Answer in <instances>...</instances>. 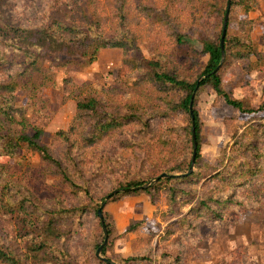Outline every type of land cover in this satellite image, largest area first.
<instances>
[{"label":"trees","instance_id":"16d2710c","mask_svg":"<svg viewBox=\"0 0 264 264\" xmlns=\"http://www.w3.org/2000/svg\"><path fill=\"white\" fill-rule=\"evenodd\" d=\"M49 1L51 10L60 14V18H49L48 13L44 15L48 11L46 8L40 12L38 20L15 22L0 7V157L15 158L27 146L46 162L53 175L61 177L70 195L79 201L66 205L65 198L58 197L52 201L40 199L20 181L12 179L0 164V212L6 214V209L11 208L24 228L20 231L18 225L19 229L11 240L6 234L0 236V264H75L78 260L67 249L66 242L79 233L87 211H95L100 218V209L108 231V243L102 249L105 257L97 256V259L104 264H111L110 261L134 264L136 260L144 259L138 254L120 257L119 260L107 256L116 232V222L105 208L108 203L127 195L146 193L155 202L162 192L167 193L169 212L176 219L164 231L162 240L172 238L178 231L195 232L200 218L221 222L225 213L235 205L251 203L264 206V122L253 120L248 123L231 148L221 150L217 165H212L202 154L201 117L197 108L201 90L209 85L218 96L224 97L229 105L241 112L256 111L225 90L222 74L231 60L246 63L255 54L252 39L229 34L233 12L236 10L247 15L255 9L254 0H203L191 23L183 20L176 0H162L157 4L153 2L158 0H152L136 5L133 0H110L106 7L98 4L97 0H46V3ZM229 1L223 59L222 35ZM211 17L215 19L213 25H217V29L201 39L203 20ZM252 20L243 24L253 25ZM146 25L153 27L154 31L158 28L154 33L166 36L179 45H193V40H201L202 51L208 55V60L201 66L200 72L190 77L161 59L145 61L129 57L137 49L135 26L143 29ZM108 47L124 50V65L137 75L136 84L144 86L154 95L153 105L133 99L117 101V85L98 91L78 85L73 79H66L67 90L76 93L77 111L73 125L55 132L51 143L47 144L44 141L45 130L32 124L26 108L18 106V93L26 91L31 104H41L38 89L45 86L49 79L44 65L49 53L67 50L74 55H89V62H92L101 49ZM13 52L19 54L17 58L12 57ZM65 63L81 64L73 59H66ZM191 103L198 148L193 170L189 172L195 144ZM180 112L188 116L187 127L180 128L174 123V117ZM153 118L161 119L166 125L161 126L160 121L158 130L155 129L151 123ZM117 135L126 137L122 141L125 150L144 147L157 157L163 153L157 151V148L163 147L162 143L166 147L170 143L173 147L181 139L189 152H185L181 160L168 159L170 167L153 177L156 179L163 173L168 176L148 187L144 185L152 178L132 176L119 181L107 194L97 195L96 184L92 181L100 174L98 172L107 167V160L111 161L98 153V165L92 167L91 178H88L87 168L92 156L86 157L98 142L109 136L115 139ZM133 137L141 139L137 141ZM150 158L152 160L153 157ZM183 197L185 201L182 203ZM189 204V209L182 212L181 207ZM109 217L112 218L111 223ZM69 221L73 225L67 230ZM100 224L104 234L101 241L95 243V251L105 241L101 218ZM142 224L143 221L132 222L128 231Z\"/></svg>","mask_w":264,"mask_h":264},{"label":"rangeland","instance_id":"374dc122","mask_svg":"<svg viewBox=\"0 0 264 264\" xmlns=\"http://www.w3.org/2000/svg\"><path fill=\"white\" fill-rule=\"evenodd\" d=\"M109 1L97 0L98 4L104 7ZM150 1L152 0H133L134 5ZM202 1L176 0L183 20L193 22ZM161 2L162 0H158L153 4ZM254 4L255 9L247 15L236 10L233 12L229 34L232 37L252 39L255 54L246 63L237 59L231 60L222 74L225 90L231 96L242 100L246 107L256 111L254 113L241 112L229 105L224 97L218 96L209 85L201 90L198 98L197 108L201 117V150L204 158L212 165H217L221 150L225 147L230 149L238 135L245 131L248 123L253 120L264 122V0H254ZM0 7L4 14L15 22L38 20L40 12L46 8L48 11L44 15L48 13L49 18L61 17L60 14L51 10L50 1L47 4L46 0H1ZM250 19H253V25L243 24V22H249ZM214 20L213 17L203 20L204 33L200 36L201 39L217 29V25L215 27L213 25ZM217 21L220 22V19ZM134 29L135 35L138 36L137 49L130 53L131 58L137 57L145 61L161 59L169 66L178 68L183 75L190 77H195L200 72L201 66L208 60V55L202 51L201 40H193V45H179L166 36L154 33L158 31V28L154 31L153 27L146 25L143 29H139L138 26ZM73 53L58 50L57 53H49L44 59L46 75L48 74L49 79L45 86L38 89L39 98L43 102L41 106L31 104L26 91L18 93V106L26 108L27 117L32 124L45 130L44 141L47 144L51 143L55 132L68 129L73 125V117L77 111L76 93L67 90L66 79H73L78 85L92 87L98 91H104L117 85L118 90L115 93L117 101L133 99L153 105L154 95L144 86L137 85V75L132 74V71L124 65L123 49L103 48L92 62H89V55L84 57ZM11 55L17 58L19 54L13 52ZM66 59L79 60L81 64H66ZM128 69L129 74H127ZM174 118V123L178 127H187L189 123L187 114L180 112ZM160 121L161 126L166 125L159 118L151 120L153 127L157 130ZM124 139L126 137L123 138L120 135H117L115 139L109 136L98 142L94 150L88 152L86 158L92 156L87 168L88 178H91L92 167L98 165V153L105 155L106 158L109 157L111 161L107 160V167L98 172L100 174L92 181L96 184L97 195L107 194L119 181L132 178V176L142 179L152 178V181L155 179L153 177L155 174L170 167L167 165L168 159L181 160L185 152H189L188 147L186 146L185 149V143L180 139L173 147L170 143L167 147L162 143L163 147L157 148V151L163 153L155 157L154 154L152 156L151 150L144 147L125 150L122 144ZM133 139L139 141L141 138L133 137ZM150 156L153 157L152 160ZM0 164L12 179L20 181L40 199L52 201L58 197L65 198L66 205L77 204L79 201L70 195V190L62 182L61 177L53 175L46 162L27 146H24L15 158L0 157ZM161 198L165 200L166 207L158 210L157 220L148 221L143 218L132 221H143V224L133 231H128V227L124 233H119L116 227L107 256L113 260L134 254L145 257L136 260L134 264H264V206L251 203L235 205L225 213L221 222L200 218L198 229L195 232L178 231L172 238L162 240L161 236L176 216L169 212L171 208L168 205L167 193L162 192L157 200ZM184 201L185 198H181V202ZM189 207L190 204L182 206V212L187 211ZM112 216L115 220L113 214ZM82 220L84 223L79 228V233L67 240V249L77 258L78 261L75 264H104L97 259V251L94 250L95 243L100 242L104 234L100 218L97 217L95 211L89 210ZM108 221L111 223L112 218L109 217ZM18 225L20 231H24L22 221H18L17 215L12 212L11 208L6 209V214L0 212V236L6 234L5 236H9L8 239L11 240L19 229ZM72 225L69 221L66 229L70 230ZM143 227H146L144 232L141 230ZM129 233H136L140 236L128 243L122 238ZM25 243L26 241H24V246ZM130 245L132 253L125 254L126 247ZM118 248L121 251L117 250ZM101 256L105 257L102 253Z\"/></svg>","mask_w":264,"mask_h":264},{"label":"crops","instance_id":"0c3cea01","mask_svg":"<svg viewBox=\"0 0 264 264\" xmlns=\"http://www.w3.org/2000/svg\"><path fill=\"white\" fill-rule=\"evenodd\" d=\"M165 204L163 198L156 202H152L147 194L142 193L140 195H129L118 202L108 203L106 205V210L114 215L119 233H124L132 221L143 218H146L148 221L157 220V212L159 209L165 208ZM145 228L146 227H143L141 230L143 231ZM138 236L140 235L129 233L122 239L129 243ZM117 250L121 251L119 248ZM130 253H132L131 245L130 247H126L125 250V254L129 255Z\"/></svg>","mask_w":264,"mask_h":264},{"label":"water","instance_id":"95a60500","mask_svg":"<svg viewBox=\"0 0 264 264\" xmlns=\"http://www.w3.org/2000/svg\"><path fill=\"white\" fill-rule=\"evenodd\" d=\"M230 1H229V7L227 9V12H226V16H225V22H224V31H223V35H222V50H223V59H224V42H225V36H226V32H227V25H228V21H229V13H230ZM194 96V95H193ZM190 108H191V113L193 115V136H194V155H193V162H192V165L190 167V170L189 172H191L193 170V166H194V162H195V158H196V154H197V148H198V141H197V134H196V127H195V117H194V114H193V110H192V103L190 105ZM168 174L167 173H163L160 175V177L150 181L149 183H147L146 185H144V187H148L150 184H152L153 182H156L158 181L160 178H163V177H167ZM98 214L101 218V221L103 223V227H104V230H105V241L103 243V245H101L98 250H97V255L98 256H101V253H102V249L104 248L105 245H107L108 243V231L105 227V222H104V215H103V211L102 209H100L98 211ZM106 259V258H105ZM111 264H118L114 261H110Z\"/></svg>","mask_w":264,"mask_h":264}]
</instances>
